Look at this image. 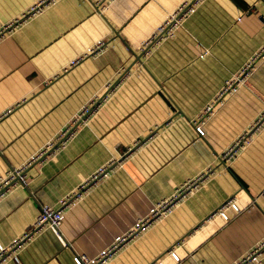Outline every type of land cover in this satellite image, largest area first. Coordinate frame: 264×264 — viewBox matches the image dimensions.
Here are the masks:
<instances>
[{
	"label": "crops",
	"instance_id": "1",
	"mask_svg": "<svg viewBox=\"0 0 264 264\" xmlns=\"http://www.w3.org/2000/svg\"><path fill=\"white\" fill-rule=\"evenodd\" d=\"M179 1L43 0L30 13L40 0H0V176L23 166L27 180L0 194L5 252L39 203L61 208V238L33 231L17 261L0 264H74L76 253L93 259L106 249L100 264H230L264 238V120L220 156L263 106L264 58L204 118L202 134L194 129L222 81L264 43V0H200L141 53L138 44ZM14 18L24 20L8 30ZM96 39L100 49L86 52ZM83 104L92 110L72 122ZM67 125L74 135L61 144ZM207 167L211 177L194 192L128 233L154 201ZM228 197L238 211L207 217ZM172 245L176 262L163 257Z\"/></svg>",
	"mask_w": 264,
	"mask_h": 264
},
{
	"label": "built area",
	"instance_id": "2",
	"mask_svg": "<svg viewBox=\"0 0 264 264\" xmlns=\"http://www.w3.org/2000/svg\"><path fill=\"white\" fill-rule=\"evenodd\" d=\"M52 1V0H51ZM200 0H180L179 3L174 6L172 9L165 12L163 17L159 20L156 26L141 40L138 44V48L140 52L145 53L147 48L150 44L157 42L161 38H165L171 36L175 29L181 26L182 21L184 18L191 13L196 4ZM43 8V0H40L38 4L32 5L29 8L30 13L37 12ZM26 15L24 18H26ZM22 18L21 20H24ZM261 19L264 22V12L261 14ZM18 18H14L12 21H9L5 24V27L10 30L14 28L18 23L21 22ZM102 45V41L100 39H96L93 45H89L85 47L86 52H96ZM84 51V52H85ZM264 58V43L258 46L246 60L242 62V64L229 76H227L223 81L222 84L219 86L215 94L202 106L200 111L198 112L199 121L195 123L194 129L198 134H202L201 123L203 122L204 118H206L209 114L212 113L214 107L217 104H220L223 98L226 95L233 93L238 87L243 86L245 80L248 76L251 75L253 70L255 69L256 62L262 60ZM72 61V60H70ZM69 63V61L67 62ZM93 103V101H91ZM93 105L90 104H83L76 115L73 117L72 122H80L83 121L85 116L92 110ZM264 120V103L262 108L259 110L257 115L253 118L251 122L247 125V127L231 142L229 146H227L220 154V156L229 157L232 156L235 150L242 146L243 144L247 143L252 133L258 128L261 122ZM61 135H64L61 138V144L63 143L64 137L74 135V129L71 128L70 125H67L65 129L61 131ZM103 167L99 166L97 171H102ZM211 169L205 168L203 170H199L191 175H189L186 179H184L178 186L172 189L169 194L160 199L156 200L152 204V211L141 217L138 218L133 228L128 232L132 233L135 231H142L144 230L147 225L154 219L161 216H164L168 212L171 211L172 207L174 206L177 200H184L186 194L189 192H194L199 185V182L204 179H208L211 177ZM94 176L96 175L93 174ZM27 180L23 174V166H16L8 169L3 176H0V194L6 190H11L16 185H26ZM72 188L70 191L73 193L75 192ZM76 193V192H75ZM59 204H64L65 199L59 198ZM231 208L234 211H238L239 207L234 198L228 197L222 200L209 214L207 217L213 216H220L223 219H227L226 208ZM261 209L264 214V203L261 206ZM61 222V208L55 207L52 204L48 203H39L37 212L27 227V231H24L20 236L13 238L11 242L7 245L9 248L8 252L6 253V246L0 244V262L5 258L8 257L12 261L16 262L17 257L14 251L21 245L26 238L33 231H37L44 228H49L58 238H61V234L59 232V225ZM30 231V232H28ZM109 249L102 250L99 254L93 258H87L84 254H74L72 256V260L74 264H100L103 260L105 255L108 253ZM264 255V238L257 240L254 244H252L247 250H245L240 256L232 260L230 264H256ZM163 257L170 258L173 262H176L180 255L177 253L176 245L170 246ZM161 257L156 262H160Z\"/></svg>",
	"mask_w": 264,
	"mask_h": 264
},
{
	"label": "water",
	"instance_id": "3",
	"mask_svg": "<svg viewBox=\"0 0 264 264\" xmlns=\"http://www.w3.org/2000/svg\"><path fill=\"white\" fill-rule=\"evenodd\" d=\"M136 58L138 59L139 58V55H136Z\"/></svg>",
	"mask_w": 264,
	"mask_h": 264
}]
</instances>
